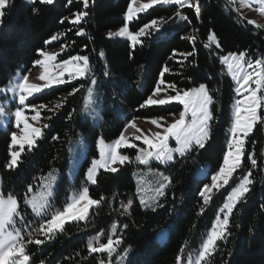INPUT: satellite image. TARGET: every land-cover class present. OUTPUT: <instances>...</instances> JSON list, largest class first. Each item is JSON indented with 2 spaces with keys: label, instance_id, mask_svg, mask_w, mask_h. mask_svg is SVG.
Here are the masks:
<instances>
[{
  "label": "trees",
  "instance_id": "obj_1",
  "mask_svg": "<svg viewBox=\"0 0 264 264\" xmlns=\"http://www.w3.org/2000/svg\"><path fill=\"white\" fill-rule=\"evenodd\" d=\"M130 1L88 0L85 7L82 0H72L71 4L67 0H54L53 5L10 0L2 18L0 86L16 70L27 73L35 68L33 61L40 57L38 50L47 48H61L62 58L87 55L91 67L88 77L53 86L30 99L31 104L43 106L42 134L31 150L24 147L13 168L7 165L14 127H0L2 192L16 197L27 220L25 240L33 263L101 264L108 259V252L90 253L88 248V242L101 233L100 246L112 235L115 261L118 257L121 261L124 249L130 248L121 264H190L189 258L206 237L230 189L247 174L251 181L249 191L232 210L223 237L215 242V250L207 253L199 264H264V101L260 119L244 141L240 166L226 185L212 192L206 203L200 195L206 185L209 189L213 186L211 177L223 166L236 95L235 83L227 75L220 56L244 52L253 60L264 58V29L241 16L231 0H199V17L189 3L155 5L140 13L131 24L133 30L149 25L133 49L130 39L109 36L125 23ZM80 12H87V16L77 22L75 14ZM153 20L157 22L155 25H151ZM53 36L57 38L52 40ZM213 36L214 41L209 39ZM190 52L194 55H187ZM165 68L168 71L164 72ZM93 75L108 80L107 85L103 83L107 87L106 107L99 125L82 115ZM161 80L162 87L173 85L179 89L205 83L213 97L214 119L206 148L189 150L164 167L170 178L165 196L155 205L143 207L136 196L133 176L141 165L134 158L119 164L115 173L100 170L92 184L86 180V171L98 156L99 137L106 140L118 137L127 121L134 117L149 118L181 110L178 103L145 104ZM73 89L78 91L71 94ZM110 104L125 109L124 117L115 113ZM80 134L85 137L87 156L71 182L68 170L73 145ZM53 170L58 171L59 178L51 207L45 216L38 218L26 200L31 189H36ZM83 188L99 204L91 206L86 219L70 220L62 230L46 232L45 223L55 209L68 203L70 190L80 192ZM129 199L133 203L125 211L123 206H127ZM113 223L117 225L115 233ZM37 240L43 243L37 245Z\"/></svg>",
  "mask_w": 264,
  "mask_h": 264
},
{
  "label": "snow or ice",
  "instance_id": "obj_2",
  "mask_svg": "<svg viewBox=\"0 0 264 264\" xmlns=\"http://www.w3.org/2000/svg\"><path fill=\"white\" fill-rule=\"evenodd\" d=\"M26 3L35 4L37 2L45 3L48 5H53L54 0H25ZM135 2V0H133ZM68 4L72 3V0H67ZM82 3L87 7L88 0H82ZM161 3L172 4L183 6L186 3H189L192 8L195 9L197 17L200 14L199 0H195V3H191L190 0H149L147 4H144L139 9H134L129 5L127 9V19L129 21L133 20L134 13L139 11H145L146 9L152 8L154 5H158ZM10 5V0H4L3 7H0V23H2V18L5 15L6 8ZM37 9H33V12H36ZM76 21L79 22L85 16H87V12L76 13ZM66 19V18H65ZM187 19V17H184ZM63 22V20L61 21ZM157 22L155 20L151 21V25H155ZM149 25H144L137 32L130 33L127 27L121 28L117 33H109V36H128L131 40L132 48L140 42L139 37L141 35H145V29L148 28ZM57 37L53 36L51 39L55 40ZM214 41V36L209 38ZM47 44L48 41H45ZM39 54L44 57L43 60H35L33 61V66L40 65L43 68V75L40 79L45 80L44 84H31L28 83V76L24 75L22 77L21 83L16 85V88L13 91L19 90L18 96V107L14 113L16 119V125L19 127L21 122L24 123V134L21 138L17 137L16 133H12L11 135V144L13 146L20 145L19 151H12L10 153V163L7 165L8 168H13L17 165V157H19L24 151V145L27 144L29 149L31 150L35 146L34 137L41 136L40 128H32L31 134H29V126L27 124V118L24 116V108L28 107L25 101L28 97L33 96L34 93H41L45 89H50L53 85H61L65 83V80L62 78L64 73H68L69 80H75L77 77H84L87 72L90 71L88 67L89 57L85 56H74L69 59H65L62 61L58 67L60 68L59 77H49V68L48 62L53 59L52 55L43 52V50H38ZM103 55V53H101ZM187 55L191 56L194 53L190 52ZM243 54L239 56H235L234 54H227L223 57V62L227 64L229 71L233 73V76L236 77L238 86L235 88L236 93H241V89L244 88L247 94L243 95L242 99H237L235 102V111H234V124L231 128V141L227 145V154L224 156L223 164L224 167H221L216 175L211 177L213 184L216 183L217 180L222 178V183L218 185V187H223L228 183L229 177L232 176L233 171L240 166V156L243 150L244 140L243 137L247 136L253 129L254 123H256L260 117L257 115V109L261 105V101H264V96H257V91L261 87H264V68H261L260 72L257 73L255 79V88L251 87L250 80L252 78V72H245L243 76L240 75V72L243 70ZM86 62V63H85ZM77 64L83 66V71L77 73L74 69ZM257 65L264 64V61L257 60ZM251 67V64H249ZM164 72L168 71L167 68L163 70ZM107 72H105V76H107ZM163 75V72L161 73ZM93 84L96 83L95 80L92 81ZM163 84V81H159L155 93H159L161 91L160 85ZM171 87V86H170ZM77 89H73L74 94ZM4 92L3 89H0V94ZM89 95L91 96L92 89H88ZM153 100L151 97L147 101ZM156 103L147 102L149 105H165L168 103H179L183 106V111L179 115V119H176L173 123H171L167 128L164 129L163 135L157 133V140L154 142L153 140L144 138L143 143L148 145L151 150L140 149V154L136 156V160L141 164L148 165L149 161L154 157L156 161L161 163H167L173 161V153H179L181 156L184 155L185 152L194 149H205L207 146V142L211 139L210 135V123L213 121L214 116L211 111V105H213V97L209 94V91L206 88V85L201 84L199 87H194L189 90H185L182 93L177 92L175 95H167L164 99L157 100ZM145 105H141L144 107ZM36 107V106H33ZM0 113H3V109L0 108ZM190 114V119H188L186 123V117ZM39 113L37 112V117ZM37 117H34L37 118ZM154 124L157 121H152ZM47 127V125H45ZM170 137H174L175 141L178 145L177 148H170L168 146V141ZM57 137H53L56 139ZM139 140L140 137H137ZM100 143V159L92 160L91 166L87 169V179L92 183H95V174L97 169L100 167L106 168L107 170L115 173L118 171L117 168L111 167L112 164L119 161L121 165L128 160L127 156H121L116 151L122 145H126V140L124 135L121 133L119 139H117L113 145H104L103 138H98ZM131 147H135V145H131ZM235 149V152L233 151ZM251 163L253 165L256 164L255 160H252ZM163 176V174H160ZM164 181L168 180V177H163ZM251 181L247 176L241 181L239 186L233 189L232 193L228 197V203L223 205V208L219 209V211L224 212L227 210V213H231L235 204L244 196L245 193L249 191L248 184ZM168 185L164 182L159 183V187L156 189V195L158 197L165 196V188ZM209 186H205L204 190L200 192V195L204 196L205 203L208 200V196L206 192L209 191ZM49 195H51V191L49 190ZM83 202V205L78 207V205ZM32 206V209L35 212H40L45 203V198H41L37 201L36 198L28 200L26 202ZM133 201L131 199L128 200L127 206H123L125 211L128 210V207L132 205ZM140 203L147 207V203L141 197ZM99 201L90 199L89 192L87 188H84L81 195L78 198H74L72 203H68L66 205V209L63 212H57L51 219L47 220V227L45 229L46 232H50L53 229H61L66 219L77 220V219H86L89 207L92 205H98ZM163 206V205H159ZM18 202L11 195L5 200L2 196H0V264H9V257L14 253L18 252L19 255L23 258L19 264H25V262L29 261V257L24 254V248L22 245H18L16 243L17 237L19 236V232H17V236H13L11 233H3L2 229L4 228L5 221H11L13 218V214L17 213ZM86 209V210H85ZM75 210V211H74ZM152 211H155V208H152ZM203 211V210H202ZM217 223L221 226V230H217L215 227L212 229L211 235L208 236L206 242L203 245L204 251L201 253V257L203 258L204 253H211L214 251V245L217 239L223 237L224 227L228 224L227 214L223 221L219 220L217 217ZM44 228V225L41 226ZM112 232L115 233L117 229V225L115 223L112 224ZM127 228V225H124ZM98 239V237H97ZM121 241H117L119 244ZM37 245L42 244L43 241L37 240L35 241ZM113 240L111 237L108 238L107 244L101 245L100 249H96L92 245V241L88 242V248L91 252L97 251H107L109 257H111L114 249L112 248ZM6 249V250H5ZM130 251L129 249H124L123 256L121 257V261L125 257L128 256ZM43 264V262H41ZM131 264V262H129Z\"/></svg>",
  "mask_w": 264,
  "mask_h": 264
},
{
  "label": "rangeland",
  "instance_id": "obj_3",
  "mask_svg": "<svg viewBox=\"0 0 264 264\" xmlns=\"http://www.w3.org/2000/svg\"><path fill=\"white\" fill-rule=\"evenodd\" d=\"M148 2H149V0H135V2H133V0H131L129 5H131V7H133L134 9H139L144 4H147ZM3 3H4V0H0V7H3ZM231 3H232L233 8L241 16L246 18L251 24L264 29V0H231ZM172 4H175V3H172ZM172 4L161 3L158 5H172ZM149 9H146L145 11L137 10L134 13L133 20H131V21H129L127 19V11H126L125 23L121 27H119L118 29L113 31L112 33H117L120 31L121 28H124V27H127L130 33L137 32L138 30H133L131 28V24L134 22V19H136L140 13L146 12ZM121 37L126 38V39H130L128 36H121ZM43 52L48 53L49 55L53 56V59L48 62V68H49L48 75H49V77L50 78L53 76L59 77L60 68L58 67V65H60L63 60L69 59L70 57L69 58H62V56H61L62 49L61 48H47V49H43ZM230 53L234 54L235 56H239V55L243 54V57H244V60L242 62L243 63V70L240 72V75L243 76L245 72H252L253 75H252V78L250 80V84H251L252 88H255L256 85H255L254 81L256 79V75H257V73L260 72L261 68H264V64L257 65L256 61L257 60L264 61V58L253 60V59H250L249 57H247V55L244 52H229L226 54H222L220 56L221 62L225 67V71H226L227 75L230 76L235 83V88L238 86L236 77H234L233 73L231 71H229L227 64L223 62V57L227 54H230ZM75 56H81V55H75ZM71 57H74V56H71ZM38 59L43 60L44 57L40 55V57ZM249 64H251V67H249ZM88 67H89L90 71L87 72L84 77H77L76 79H84V78L88 77V75L91 73V67H90L89 61H88ZM74 70L77 73H80L84 69H83V66L77 64V66L75 67ZM24 75L28 76L27 82L31 83V84H41L42 85L46 82L45 80L40 79V77L43 75L42 66L36 65L35 68L29 70L27 73H22L21 70H19V69L16 70L15 73L12 74L10 80L6 84L0 86V89L4 90V92L2 94H0V108L3 109V113H0V127L8 129L10 127V125H12V127H14L13 133H16L18 138H21L23 136L25 125L23 122H21L19 127H17V125H16V119H15L14 113H15L17 107L19 106L18 105L19 90L17 89L16 91H13V89L16 88V85L18 83L23 82L22 77ZM62 78L65 80V82L74 81V80H71V81L69 80L68 73H64ZM93 80L96 81L95 84L92 83ZM106 82L104 80L100 79L99 77H97L96 75H93L90 79V84L86 90V94L84 97L82 115L84 118L89 119L91 121V123L94 125H99L103 121L104 110L106 107L105 101H106V96H107V87L105 85H103V83L106 84ZM201 84L206 85L205 83H200V84L195 85L193 87H190L188 89H179L173 85H167L166 87H162L160 85L161 91L159 93H155V90H154L149 95V97H151L153 100L147 101L149 99V97H148L147 100L145 101V104L147 102L156 103V102H158L157 100L164 99L167 95H175L178 91L182 93L185 90H189V89L194 88V87H199ZM53 86H56V85H53ZM89 88L92 89L91 96L89 95V92H88ZM206 88H207V85H206ZM45 90H47V89H45ZM207 90H208V88H207ZM263 92H264V87H261L259 89V91H257V96L258 97L263 96ZM36 94L37 93H34L33 96L28 97V99L25 101V103H26V105H28V107L24 108V116L27 118V124L29 126V134H31L32 128H40L41 133H42V122L43 121L40 118V109L43 108V106L31 104V102H30V99L32 97H34V95H36ZM245 94H247V93L245 92V89L242 88L241 93H236V95H235V99H234L233 104H232V121H231V125L228 129L229 142L231 141V128L234 124V118H235L234 117L235 102L237 99H242L243 95H245ZM109 99L112 100L111 97H109ZM261 103H262V101H261ZM146 105H149V104H146ZM155 105H158V104H155ZM33 106H36V107H33ZM110 107L113 109V111L115 113L119 114L121 117H124L125 109H120L119 107L118 108L114 107L111 104H110ZM260 107H261V105H260ZM260 107L257 109L258 117H259ZM182 111H183V106L181 105V110L178 112L163 114V115H159V116H155V117H149V118L134 117V118L130 119L129 121H127V123H126V125L122 131V134L124 135L125 140H126V145H122L116 151L121 156H127L128 160H130L131 158H134L136 160V156L138 154H140V151H139L140 149L151 150L148 145H145L143 143L144 138L153 140L155 142L157 140V133L163 135L164 129L167 128L176 119H179V115ZM37 112L39 113L38 117H37ZM34 117H37V118L34 119ZM188 119H190V114L188 117H186V123H187ZM153 120L157 121V123L154 124L152 122ZM120 135L118 137L112 139V140H106L102 137L104 145H113L114 142L117 139H119ZM137 137H140V139L138 140ZM37 138L38 137H34L35 140ZM245 139H246V136L243 137L244 141H245ZM131 145H135V147H131ZM25 146H28V145L25 144L24 147ZM168 146L170 148H173V149L178 147L174 137L169 138ZM243 146H244V144H243ZM97 149H98V156L94 159L99 160L100 159V143H99V140H97ZM126 149H131V150L134 149L135 151L133 153H130ZM19 150H20V145L13 146L11 144V152L12 151H19ZM233 151L235 152V149H233ZM187 152H185V153H187ZM242 152H243V150H242ZM86 156H87V144H86L85 137L83 136V134H80L74 142L72 158H71L70 166H69V170H68V178L71 182H74V180L76 178V174L79 170V167H80L83 159ZM176 156H181V155L179 153H173V161H174ZM18 158L19 157H17V160H18ZM241 160H242V154L240 156V163H241ZM137 162L141 165V167H139L134 172V175H133L135 182H136V196H137V199L139 200V202H140V199L142 197L144 199V201L147 203V205H148L147 207H151V206L155 205L158 202V200L161 198V197H158L156 195V189L159 187V183L164 182L169 186L170 178L164 172L163 168L166 167L172 161L167 162V163H161V162L156 161L155 158L153 157L149 161L148 165L141 164L139 161H137ZM119 164H120L119 161H117L116 163L112 164L111 167H115L118 169ZM90 166H91V163H90L89 167ZM222 167H224V164ZM102 169L107 170L106 168H103V167L98 168L97 172L95 174V182H96L97 175H98L99 171ZM235 170L233 171V174H234ZM161 173L163 174V176L160 175ZM245 176L248 177L247 174L243 175L238 180L237 184L230 189L229 193L226 196V200L223 203V205L225 203H228V197L232 193L233 189H235L239 186V184L241 183V181L244 179ZM163 177H168V180L164 181ZM231 177H229V179ZM58 178H59L58 171L53 170V171L49 172L41 180L40 184L38 185V187L36 189H31L30 194L27 197L26 202L28 200L33 199V198H36L37 201H39L41 198H45L44 207L38 213L32 209V206L30 204H27L36 217L41 218V217L45 216L46 212H48V210L50 209L51 202H52V199H53V196H54V193L56 190V186L58 183ZM229 179H228V181H229ZM248 179H249V177H248ZM86 180H87L88 184H92V182L87 179V171H86ZM222 182L223 181L221 178V179L217 180L215 184H213V186L210 188V190L207 191V193H206L208 198L210 197V195L212 194V192L214 190L219 188L218 185L221 184ZM168 186L165 188L164 191H166ZM247 186L249 189V184ZM49 190L51 191V195H49ZM83 190H84V188L80 192H76L74 189H71L68 196H67L68 197V203H72L74 198H78L79 195L82 194ZM9 195H11V194H5L2 192V180H1V174H0V196H2L6 200ZM11 196L16 199L15 196H13V195H11ZM17 202H18V200H17ZM236 204H235V206H236ZM66 205L63 208L55 209L51 213L52 214L51 218L57 212L65 211ZM82 205H83V202H81V204L78 205V207H80ZM223 205L219 209L223 208ZM142 206L145 207L143 204H142ZM234 207H233V209H234ZM90 208H91V206L89 207V211H90ZM89 211H88V213H89ZM226 214H227V218H229L231 213H227V210H225L224 212L218 211V214H217L215 220L213 221L211 228L208 230V233L206 234V237L204 238V240L200 244L198 250H196L193 253V255L189 258L190 264H199L200 263V261L202 259L201 253L204 251L203 245L206 242L208 236L211 235L212 229L215 227L218 231L221 230V226L218 225V223H217V217H219L220 221H223ZM87 217H88V214H87ZM70 220L71 219H66L64 224ZM25 221H27V220L21 214L19 202H18L17 213L13 214V218L11 221H5L4 228L2 229V232L3 233H11L13 236H17V232H19V236L17 237L16 243L18 245L23 246L24 254L29 257V261L25 262V264H34L30 254L28 253V250H27V243L25 240V236L28 232V226L29 225L25 224L24 223ZM45 225H46L45 227H47L46 223H45ZM25 230H27V232ZM56 230H60V229H53L50 232H54ZM224 230H225V227H224ZM224 230H223V232H224ZM27 236H29V235H27ZM97 237H98V239H97ZM111 237H112V235H111ZM102 238H103V235L101 233H99L98 235H96L92 239L93 245H96V244L98 245V247H96L97 246L96 245V246H94V248L100 249L101 246L99 244H100V242H102L101 241ZM104 244H107V243H102V245H104ZM112 248H113V245H112ZM113 254H114V251L112 252L111 257L108 256V259L106 261H102L101 264H121L119 257H118V259H116V261L113 259V257H114ZM206 254L207 253H204V256H206ZM22 259L23 258L19 255V253L16 252L12 256L9 257V264H19V262ZM37 264H41V263H37Z\"/></svg>",
  "mask_w": 264,
  "mask_h": 264
},
{
  "label": "clouds",
  "instance_id": "obj_4",
  "mask_svg": "<svg viewBox=\"0 0 264 264\" xmlns=\"http://www.w3.org/2000/svg\"><path fill=\"white\" fill-rule=\"evenodd\" d=\"M86 210V209H85Z\"/></svg>",
  "mask_w": 264,
  "mask_h": 264
}]
</instances>
